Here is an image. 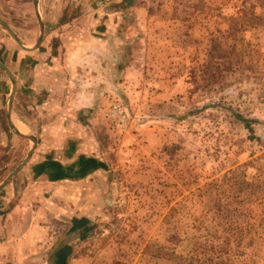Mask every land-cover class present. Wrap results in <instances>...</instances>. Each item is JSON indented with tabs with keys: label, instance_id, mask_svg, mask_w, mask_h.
I'll return each instance as SVG.
<instances>
[{
	"label": "rangeland",
	"instance_id": "rangeland-1",
	"mask_svg": "<svg viewBox=\"0 0 264 264\" xmlns=\"http://www.w3.org/2000/svg\"><path fill=\"white\" fill-rule=\"evenodd\" d=\"M68 2L75 19L61 35L90 21L84 0ZM120 2L135 89L109 100L108 190L71 264H264V0ZM114 104L123 127L110 121ZM25 152L15 141L0 157V179Z\"/></svg>",
	"mask_w": 264,
	"mask_h": 264
},
{
	"label": "crops",
	"instance_id": "crops-1",
	"mask_svg": "<svg viewBox=\"0 0 264 264\" xmlns=\"http://www.w3.org/2000/svg\"><path fill=\"white\" fill-rule=\"evenodd\" d=\"M34 1L0 0V18L25 47L0 27V62L15 79L10 124L36 139L31 157L0 188V264H71L79 229L101 212L108 190L105 115L110 99L135 89V42L128 43L135 31L126 36L118 26L120 1L127 0H109L100 10L84 0L90 21L63 35L60 24L75 19L71 2L37 0L44 34L31 49L26 25ZM12 87L0 67V123ZM10 131L0 124V157L20 141L25 158L32 142Z\"/></svg>",
	"mask_w": 264,
	"mask_h": 264
},
{
	"label": "water",
	"instance_id": "water-1",
	"mask_svg": "<svg viewBox=\"0 0 264 264\" xmlns=\"http://www.w3.org/2000/svg\"><path fill=\"white\" fill-rule=\"evenodd\" d=\"M37 0L34 1V6H35V12H36V15H37V18L39 20V24H40V32H39V36L37 38V42L31 47L32 48H35L39 42L41 41V38H42V34H43V23L41 22V18L39 16V13L37 11ZM0 24L10 33V35L16 40V42L21 45L23 48H25L21 41L17 38L16 34L13 32V30L0 18ZM30 49V48H28ZM0 67L3 68L6 73L8 74V76L11 78V81L13 83V87H12V90H11V93H10V98L8 100V104H7V112H8V123L11 130L14 132V134H16L17 136L19 137H23V138H27L29 139L31 142H32V147L29 149L28 151V154L26 155V157L24 158V160L15 168L13 169V171H11V173L8 175V177L6 179H4L1 183H0V188L7 182V180L13 176V174L15 172H17L18 170H20L24 164L28 161V159L31 157V154L35 148V145H36V139L31 136V135H26V134H21L19 133L11 123V121L9 120V114H10V110H11V103H12V100H13V94H14V91H15V79H14V76L13 74L11 73V71H9V69L0 62Z\"/></svg>",
	"mask_w": 264,
	"mask_h": 264
},
{
	"label": "built area",
	"instance_id": "built-area-1",
	"mask_svg": "<svg viewBox=\"0 0 264 264\" xmlns=\"http://www.w3.org/2000/svg\"><path fill=\"white\" fill-rule=\"evenodd\" d=\"M110 121L117 124L118 127H123L125 125L126 115L124 110L121 108L120 104H114L109 110Z\"/></svg>",
	"mask_w": 264,
	"mask_h": 264
}]
</instances>
